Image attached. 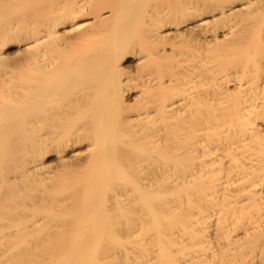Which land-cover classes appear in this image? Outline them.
Returning <instances> with one entry per match:
<instances>
[{"label": "bare ground", "instance_id": "obj_1", "mask_svg": "<svg viewBox=\"0 0 264 264\" xmlns=\"http://www.w3.org/2000/svg\"><path fill=\"white\" fill-rule=\"evenodd\" d=\"M0 62L57 107L0 139V264H264V0H0Z\"/></svg>", "mask_w": 264, "mask_h": 264}, {"label": "rangeland", "instance_id": "obj_2", "mask_svg": "<svg viewBox=\"0 0 264 264\" xmlns=\"http://www.w3.org/2000/svg\"><path fill=\"white\" fill-rule=\"evenodd\" d=\"M21 50V48H16L15 55L20 54ZM15 55L11 54V56ZM135 65L136 62L134 61L133 64L130 65V71L134 70ZM38 75V72L27 73L19 68L15 69L10 63L0 62V131L3 130L5 132V134L2 135L0 139H18V134H16L17 130L21 129L24 124L28 122H39L42 120L43 116L47 115L49 112L52 113V111L57 110V107L44 108L43 106H39L33 109V117L29 119V106L24 103L16 107V105L13 103L15 102L13 99L12 103L9 101L7 95L11 87L15 86L25 88L26 83L35 79L38 77ZM134 97L135 95L130 97L129 101L131 102ZM7 124H9L10 127L5 130L4 126ZM39 129L40 131L36 132L35 135L41 138L42 132L44 133V130L41 132V128ZM68 157L71 156L69 155ZM48 164L55 169L62 170L56 157H51Z\"/></svg>", "mask_w": 264, "mask_h": 264}]
</instances>
